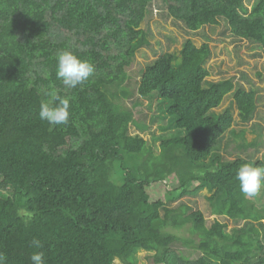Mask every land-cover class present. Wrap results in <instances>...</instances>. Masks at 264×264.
Segmentation results:
<instances>
[{"label": "trees", "instance_id": "1", "mask_svg": "<svg viewBox=\"0 0 264 264\" xmlns=\"http://www.w3.org/2000/svg\"><path fill=\"white\" fill-rule=\"evenodd\" d=\"M154 0H0V252L7 264H264V206L236 178L245 163L224 158L221 144L237 117L249 123L258 91L234 77L210 80L209 43L188 38L143 69L136 88L128 70L149 45L142 24ZM190 31L225 22L230 33L264 48V0H163ZM71 51L94 65L69 88L56 76L57 54ZM51 93L70 101L67 124L39 118ZM158 100L161 151L140 133L123 100ZM246 131H242L244 135ZM207 189L216 218L183 199ZM258 200V201H257ZM178 202V204H174ZM232 222L236 225L229 230ZM243 222V225H240ZM186 229L190 236L178 231ZM39 239L42 249L30 247ZM180 244V246L177 244ZM181 245L197 249L186 255Z\"/></svg>", "mask_w": 264, "mask_h": 264}, {"label": "rangeland", "instance_id": "2", "mask_svg": "<svg viewBox=\"0 0 264 264\" xmlns=\"http://www.w3.org/2000/svg\"><path fill=\"white\" fill-rule=\"evenodd\" d=\"M255 0H247L246 4L250 7ZM143 29L148 33L149 45L141 48L128 70V84L136 88L139 84L143 69L158 56L167 52L180 54L183 43L186 39L191 38L198 46L209 43L212 48V57L207 63L211 72L210 80H220L234 77L238 86H243L248 90L255 89L258 91V107L253 119L243 124L237 117L233 96L227 95L221 107L217 108L221 112L227 107L234 110L236 122L233 130L228 132L221 144V154L224 158L234 159L236 157L252 158L254 160H264V48L258 44L251 43L247 40L235 38L227 28L225 22L220 25L206 26L198 31H190L186 26L174 20L168 15L166 5L163 0H154L147 19L142 24ZM135 94L130 95L123 100L124 104L132 108L134 118L138 124L146 125L144 130L133 123L131 133H140L154 146V151L160 153L161 128L165 125L163 119L158 118L159 106L158 100L152 102L147 99H141L138 107H133L132 99ZM242 131H246L242 134ZM210 192L207 189L201 191L197 196L184 198L183 201L192 207L201 210L206 219L207 225L211 226L216 218L227 221L224 216L213 214L210 202L208 200ZM259 205L264 206V189L257 195ZM178 204V202L174 203ZM236 225L231 221L229 230ZM243 225V222L240 224ZM179 234L190 236L186 229L178 231ZM180 246L178 243L177 246ZM181 249L186 255L195 259L201 252L197 249L187 248L181 245ZM153 252L141 250L138 253L139 264H154L149 257ZM115 264H124L117 259Z\"/></svg>", "mask_w": 264, "mask_h": 264}, {"label": "clouds", "instance_id": "3", "mask_svg": "<svg viewBox=\"0 0 264 264\" xmlns=\"http://www.w3.org/2000/svg\"><path fill=\"white\" fill-rule=\"evenodd\" d=\"M56 76L69 88H75L83 83L94 72V65L79 58L71 51H62L57 54ZM52 99L48 103H42L39 110V118L50 125H64L69 121L70 101L58 94L51 93ZM236 178L239 181L240 192L246 197H256L264 189V167L253 166L251 163L241 165ZM30 247L42 249L43 244L39 239H32ZM31 264H47L43 251H34L30 257ZM0 264H7V256L0 252Z\"/></svg>", "mask_w": 264, "mask_h": 264}]
</instances>
